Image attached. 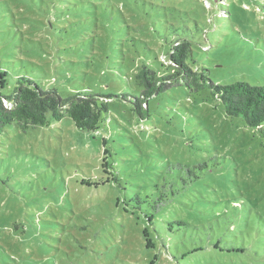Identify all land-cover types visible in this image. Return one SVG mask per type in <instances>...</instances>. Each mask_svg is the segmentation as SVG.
Wrapping results in <instances>:
<instances>
[{
  "label": "rangeland",
  "instance_id": "374dc122",
  "mask_svg": "<svg viewBox=\"0 0 264 264\" xmlns=\"http://www.w3.org/2000/svg\"><path fill=\"white\" fill-rule=\"evenodd\" d=\"M187 34L193 72L264 85V0H0L3 95L28 75L113 97L102 135L67 114L0 135V264H264V132L182 76L145 120L120 99L142 65L178 70Z\"/></svg>",
  "mask_w": 264,
  "mask_h": 264
},
{
  "label": "trees",
  "instance_id": "16d2710c",
  "mask_svg": "<svg viewBox=\"0 0 264 264\" xmlns=\"http://www.w3.org/2000/svg\"><path fill=\"white\" fill-rule=\"evenodd\" d=\"M189 36L191 35L187 34L186 37L175 38L170 48L173 51L170 58L178 70L160 75L144 64L135 73V82L141 88L140 95H122L120 99L130 103L132 111L145 120L149 100L173 87L168 85V80L182 76L188 81L186 88L190 87L197 92L209 87L213 98L223 104L227 116L242 117L248 127L264 132V85H252L246 81L220 84L204 76L205 73L193 72L188 63L194 60L193 48L197 44ZM6 76L7 72H0L1 88L4 87ZM103 98L113 99L88 88L64 98L56 89L44 90L28 75L21 76L11 95L0 92V135L10 125H16L22 130L49 126L52 121H61L65 114L77 128L102 135L105 123H110V117L107 116L106 119V115H109V105L112 102L104 101ZM143 104H146L145 108ZM175 186V183H171L162 188L158 202L154 204L155 213L170 202V196L175 198L177 193H181ZM156 230L167 243L165 240L168 235L164 236V230Z\"/></svg>",
  "mask_w": 264,
  "mask_h": 264
}]
</instances>
